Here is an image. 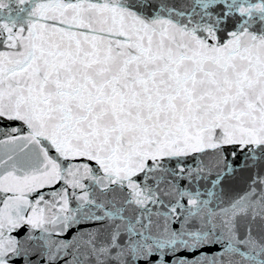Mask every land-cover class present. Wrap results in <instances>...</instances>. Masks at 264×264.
Returning <instances> with one entry per match:
<instances>
[{
  "label": "snow or ice",
  "instance_id": "1",
  "mask_svg": "<svg viewBox=\"0 0 264 264\" xmlns=\"http://www.w3.org/2000/svg\"><path fill=\"white\" fill-rule=\"evenodd\" d=\"M0 264H264V0H0Z\"/></svg>",
  "mask_w": 264,
  "mask_h": 264
}]
</instances>
